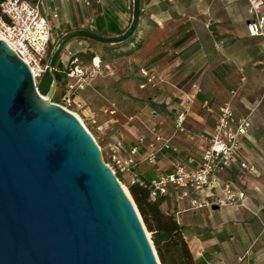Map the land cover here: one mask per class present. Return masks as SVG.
I'll list each match as a JSON object with an SVG mask.
<instances>
[{
    "label": "crops",
    "instance_id": "crops-1",
    "mask_svg": "<svg viewBox=\"0 0 264 264\" xmlns=\"http://www.w3.org/2000/svg\"><path fill=\"white\" fill-rule=\"evenodd\" d=\"M88 1L31 0L52 26L53 53L68 44L70 56L78 55L86 65L99 56L105 65L108 49L114 55L110 60L117 66L114 70L123 67L124 81L133 87L138 84L151 96L152 100H132L142 103L133 117L156 125L171 138V147L161 150L156 164L143 160L147 146L139 145L140 137H151L141 121V136L111 139L110 151L121 158L139 147L126 178L136 175L140 181H151L159 173L172 172L178 163L195 168L207 145L204 136L214 131L216 123V113L208 106L216 109L230 101L236 117L251 119L239 158L254 164L255 170L241 168L236 157L220 173L245 191L242 205L193 209V191L180 198L173 190L157 201L162 207L173 196L177 199V221L197 264H264V37L249 34L247 24L253 18L249 1ZM52 57L53 66L64 69ZM142 70L156 74V87H141ZM181 111L187 112L186 130L176 132L175 116ZM130 128L133 131L134 126ZM159 237L163 240L169 234Z\"/></svg>",
    "mask_w": 264,
    "mask_h": 264
},
{
    "label": "water",
    "instance_id": "water-1",
    "mask_svg": "<svg viewBox=\"0 0 264 264\" xmlns=\"http://www.w3.org/2000/svg\"><path fill=\"white\" fill-rule=\"evenodd\" d=\"M0 38V264H161L79 116ZM219 206H214L218 208Z\"/></svg>",
    "mask_w": 264,
    "mask_h": 264
},
{
    "label": "built area",
    "instance_id": "built-area-1",
    "mask_svg": "<svg viewBox=\"0 0 264 264\" xmlns=\"http://www.w3.org/2000/svg\"><path fill=\"white\" fill-rule=\"evenodd\" d=\"M253 18L248 22L247 28L252 36L264 37V0H248ZM88 3L89 1L86 0ZM52 26L41 10L39 4L31 0H0V36L4 39L30 66L35 78L43 77L47 72L65 73L68 87L63 95L67 109L76 104L82 107V100L76 99L78 92L84 90L90 80L102 71L103 62L99 56L91 58L90 65L83 63L79 57L71 55L66 68L57 69L49 61V50L52 43ZM145 88L148 84L156 87L158 82L154 72L142 70ZM72 79V81H71ZM216 113L214 131L204 136L207 145L202 152V160L193 169L182 163L175 165L172 172L159 173L150 182V199L157 201L160 196L168 195L174 191L180 198L194 192L196 196L191 199V208L200 209L214 206H239L246 197L243 189L238 187L230 178L222 179L220 173L232 165L236 157L239 158L241 142L248 134L252 125L249 117H236L233 105L226 101L216 109L209 107ZM73 111V110H71ZM112 110L111 113H114ZM135 117H131V120ZM139 120L144 123L140 118ZM187 112L181 111L175 116L174 126L176 132L186 130ZM145 124V123H144ZM147 134L151 137H140L139 145L145 144L147 151L143 160L151 164L158 162L162 149L171 147V138L163 135L156 125L145 124ZM138 145L131 148L127 158H121L116 152L112 154L113 164H109L117 173L130 172L135 165L134 156L138 153ZM241 168L254 171L255 165L239 158ZM118 169V170H117ZM131 184L141 182L138 177L132 176Z\"/></svg>",
    "mask_w": 264,
    "mask_h": 264
},
{
    "label": "rangeland",
    "instance_id": "rangeland-1",
    "mask_svg": "<svg viewBox=\"0 0 264 264\" xmlns=\"http://www.w3.org/2000/svg\"><path fill=\"white\" fill-rule=\"evenodd\" d=\"M69 49H70L69 45L66 44L63 46L62 49L59 50V52L53 53L54 45H51L49 58H51L52 56L57 57L63 63L64 68H66L70 60ZM113 56H114L113 53H111L107 49L106 54L104 55L105 57L104 60L106 61V63H104L105 65L102 67V71L99 72L95 77H93L90 80L92 86L86 87L84 90L82 91L80 90L77 93L78 96H76V99L82 100L83 103L82 107H78L76 104H72L69 106L71 110H73L75 113L79 115L80 119H82L86 127L93 134V136L95 137L97 143L101 148L103 159L105 160V162L109 164H113L112 154L115 152V151L113 152L112 150L110 151V148L108 146L109 145L108 143H110L111 139H117V137H119L120 135H123L124 138L127 135L128 137H131L130 135H133L135 137L137 134L141 136L143 133L142 131L144 130V127L141 124L139 118H134L131 120V117L134 114L140 113L141 111L140 105L142 103L140 102L137 103L132 100L139 99L141 101H147L151 99V96L148 93L138 88L137 86L138 84L133 87L130 84H128L127 82L128 80L124 81V78H127V76L125 75L126 73L123 67L122 70L120 71L114 70L116 69L117 66L112 65V63H110V60L111 58H113ZM107 63L109 65H106ZM119 64H121V66L122 65L124 66L125 62L124 64L119 62ZM111 66H112V70L110 68ZM118 73L119 75H121L120 78H118L119 76ZM49 75L52 76L51 72L44 74L43 77L45 78V81L49 77ZM43 77L36 79L38 86H39V82ZM137 77L140 79L142 75L138 73ZM133 82H136V80H134ZM67 87H68L67 75L63 73L62 78L61 80H59V83L57 85V90L54 96L52 97V101L59 103L61 105L64 104L66 105L67 103L66 101H64L63 95ZM41 93L44 96H46V93H43L42 91ZM112 110H115V112L111 113ZM133 126L134 128L132 131L130 130L131 129L130 127ZM125 173H119L117 171V175L120 177L121 181L128 188V186L132 182L131 180L132 177L126 178L124 176ZM176 201L177 199L175 198V196H173V198L166 201V206H162L160 207V209L165 216L174 217L177 220ZM141 218L143 220L142 215ZM150 222L153 225V229L158 228V220L156 218L151 217ZM143 223L145 225V228L147 229V232H149V238L151 239V242L155 247L153 235L154 232L156 231L150 230L147 227L144 220ZM161 237L163 238L164 235ZM177 256H178L177 250L173 248L166 249V257L169 264H177Z\"/></svg>",
    "mask_w": 264,
    "mask_h": 264
},
{
    "label": "trees",
    "instance_id": "trees-1",
    "mask_svg": "<svg viewBox=\"0 0 264 264\" xmlns=\"http://www.w3.org/2000/svg\"><path fill=\"white\" fill-rule=\"evenodd\" d=\"M75 56L79 57L78 55ZM53 73L56 75L57 81L59 83V80H61L62 78V73ZM51 83L52 76L49 75L46 81L43 77L39 82L40 90L43 93H47ZM143 182L144 184H142L141 182L130 184L128 188L147 227L153 231L157 230L156 232H154L153 238L161 263L169 264L166 257V249L173 248L177 250V264H197L190 250V247L184 238L181 224L174 217L164 215V213L160 209L159 201H152L150 199V181L144 180ZM151 217L158 220V228L153 229V225L150 222ZM161 233H167L169 234V237L162 240L160 239L159 235H157Z\"/></svg>",
    "mask_w": 264,
    "mask_h": 264
},
{
    "label": "bare ground",
    "instance_id": "bare-ground-1",
    "mask_svg": "<svg viewBox=\"0 0 264 264\" xmlns=\"http://www.w3.org/2000/svg\"><path fill=\"white\" fill-rule=\"evenodd\" d=\"M0 38H1V36H0ZM74 112V111H73ZM77 114V113H76ZM78 115V114H77ZM79 116V115H78ZM80 118V117H79ZM82 120V119H81ZM123 185H124V187H125V189L127 190V192L129 193V194H131L130 193V191L128 190V188H127V186L123 183ZM146 232H147V229H146ZM147 235H148V237H149V232H147Z\"/></svg>",
    "mask_w": 264,
    "mask_h": 264
}]
</instances>
